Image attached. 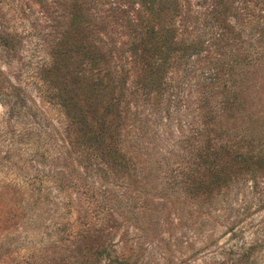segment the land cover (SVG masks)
<instances>
[{
	"label": "trees",
	"instance_id": "16d2710c",
	"mask_svg": "<svg viewBox=\"0 0 264 264\" xmlns=\"http://www.w3.org/2000/svg\"><path fill=\"white\" fill-rule=\"evenodd\" d=\"M141 2L143 14L138 15L137 21H127L132 33H125L124 42H117L113 33H58L51 39L43 36L40 40L45 57L33 76L37 90L59 109L72 134L65 150L67 159L61 157L67 173L85 181L98 178L123 189L110 191L92 182L83 184L88 189L85 198L100 209L105 224L91 221L88 211L83 210L77 213L74 223L64 225L61 237L54 244L67 242L66 249L71 254L91 237L101 239L100 247L89 257L77 249L80 257L76 264L104 261L139 264L138 253L134 260L131 255L116 253L106 225L112 224L113 231L124 224L132 225L146 238L151 236L153 224V227L165 226L172 233L176 226L168 211L157 221L153 217L147 228L138 225L140 219L133 213L150 207L144 212L148 215L156 208L166 210L167 205L174 211L187 198L202 210V221H217L222 218L220 212L228 202L230 189L239 188L245 176L255 179L259 172L264 174V133L259 134L264 125L256 129V121H251L252 127L238 130L237 141L230 139L232 133L237 135L236 121L242 114L246 115L236 98L240 92L246 96L249 89L246 82L252 78L241 73L249 75L245 67L250 61L240 63L235 57L233 60V54L237 53L231 45L239 37L235 33H178L173 19L179 16V0ZM77 19L80 14L74 15L73 28L78 27ZM16 41L17 35L0 33V62L4 55L17 52ZM224 48L230 49L229 55ZM209 49H217L219 57L215 61L207 60L202 66L198 58ZM74 57L76 62L72 60ZM178 71L181 82L185 76L196 77L197 108L205 117L202 127L178 138L177 147L184 153H176L177 158L171 159L168 154L176 155L175 152L157 150L153 142L155 133L147 142L146 127L139 134L132 132L131 128L135 127L132 107L138 100L144 104L153 100L158 106L166 101L175 107L183 95L179 85H175L179 81L172 79V74ZM29 98L30 94L13 84L0 66V103L12 113L29 114L32 109ZM130 134L132 140L127 139ZM62 147L64 141L54 147L52 167L47 173L37 170L33 185L44 180L54 189L64 188L66 179L54 164L60 160L58 151ZM151 151L160 155L155 164L163 172L156 180L144 173L145 164L137 158V153ZM114 178L121 182L111 181ZM70 186L80 188L77 183ZM33 189H41V184ZM138 249L143 250L144 246L139 245ZM246 252L240 248L233 261L218 264H248Z\"/></svg>",
	"mask_w": 264,
	"mask_h": 264
},
{
	"label": "rangeland",
	"instance_id": "374dc122",
	"mask_svg": "<svg viewBox=\"0 0 264 264\" xmlns=\"http://www.w3.org/2000/svg\"><path fill=\"white\" fill-rule=\"evenodd\" d=\"M143 5L141 0H0V33L17 35V52L4 55L0 66L13 84L30 94L32 107L29 114H17L0 103V264H76L80 257L77 249L89 257L100 247L101 239L91 237L71 254L66 249L67 242L55 245L54 241L61 237L64 225L74 223L77 213L83 210L88 211L91 221L105 224L100 209L85 198L88 189L83 184L92 182L110 191L123 189L98 178L85 181L67 173L61 157L67 159L65 150L72 134L59 109L37 90L33 73L45 57L40 48L41 37L48 40L58 33H113L117 42H124L125 33H132L127 21L138 19ZM178 6L179 16L173 19L178 33H235L239 40L231 45L237 53L233 60L235 57L240 63L250 61L245 67L249 75L241 72L252 77L246 82L249 89L246 96L240 92L236 98L246 110H242L246 115L236 121L237 135L230 136L237 141L238 130L252 127L251 121H256V129L264 125V0H179ZM75 14H80V19L75 20L77 28L71 25ZM223 51L230 54L229 48ZM218 53L217 49H209L198 58L200 65L209 59L215 61ZM72 60L76 62L77 58ZM172 79L179 81L175 85L183 93L180 102L172 107L166 101L160 106L153 100L146 104L135 101V127L131 129L139 134L146 127L147 142L155 133L157 150L181 154L184 152L177 147L178 138L202 127L205 114L197 108L196 77L185 76L181 82L178 71ZM257 131L256 136L264 133ZM127 139L132 140L131 134ZM62 141L65 147L58 151L60 160L54 164L66 179L64 188L54 189L44 180L33 185L37 170L47 173L52 167L54 147ZM177 155L170 153L168 157L176 159ZM137 158L145 164L143 167L140 163L144 173L154 180L163 174L155 164L160 155L140 152ZM244 179L245 185L230 189L228 202L220 212L222 218L217 221H202V210L187 198L174 211L167 205L166 210L156 208L148 215L144 212L150 207L133 213L140 219L138 225L147 228L153 217L157 221L168 211L176 226L172 233L165 226L153 224L151 236L146 238L132 225L124 224L117 231L112 230V224L106 225L116 253L132 257L138 253L139 264H218L233 261L242 248L247 250L248 264H264V174L259 172L255 179ZM111 181L121 182L118 178ZM71 183L80 188L72 189ZM39 184L41 189H33ZM139 245L144 249L139 250Z\"/></svg>",
	"mask_w": 264,
	"mask_h": 264
}]
</instances>
